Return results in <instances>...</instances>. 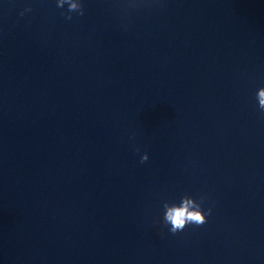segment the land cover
<instances>
[{"label": "clouds", "instance_id": "clouds-1", "mask_svg": "<svg viewBox=\"0 0 264 264\" xmlns=\"http://www.w3.org/2000/svg\"><path fill=\"white\" fill-rule=\"evenodd\" d=\"M67 4V13L65 18L68 20L72 19V13H76L80 16L84 15V7L81 0H57V6L63 8ZM26 11H31L30 8ZM24 13L21 12V16ZM257 99L259 104V109L264 112V87H261L257 91ZM139 151V149H136ZM149 157L147 153L141 156L140 163H145L148 161ZM203 197L201 198V202ZM164 216L163 223L167 226L170 225L169 231L172 234H176L185 229L189 224H194L201 226L207 222V215L201 207V203H198L195 199L188 195L181 197L180 203H168L167 201L163 204ZM208 214L211 213V209L207 210Z\"/></svg>", "mask_w": 264, "mask_h": 264}]
</instances>
